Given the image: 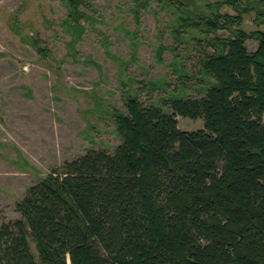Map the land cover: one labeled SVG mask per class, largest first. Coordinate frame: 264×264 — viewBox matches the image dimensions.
<instances>
[{
    "label": "trees",
    "instance_id": "16d2710c",
    "mask_svg": "<svg viewBox=\"0 0 264 264\" xmlns=\"http://www.w3.org/2000/svg\"><path fill=\"white\" fill-rule=\"evenodd\" d=\"M62 1L68 54L76 56L97 10L88 0ZM149 1L133 0L137 20ZM158 1L173 17L177 42H203L196 30L207 35L213 52L200 51L204 95L171 97L166 111L126 91V111L112 113L121 143L113 153L91 150L67 161L30 186L16 205L21 219L0 227V264H264V29L233 28L248 11L241 0H223L237 15L212 5L196 15L186 0ZM256 2L264 23V0ZM11 28L50 55L17 21ZM168 48L176 51L156 49L160 61ZM178 117L205 126L184 131Z\"/></svg>",
    "mask_w": 264,
    "mask_h": 264
},
{
    "label": "rangeland",
    "instance_id": "374dc122",
    "mask_svg": "<svg viewBox=\"0 0 264 264\" xmlns=\"http://www.w3.org/2000/svg\"><path fill=\"white\" fill-rule=\"evenodd\" d=\"M88 1L97 10L95 21L72 56L68 54L71 35L62 28L68 13L62 0H0V227L21 219L18 201L54 169L91 150L115 151L121 139L112 113L126 111L122 99L126 91L145 105H159L166 111L164 103L171 97L204 95L200 51L213 52L204 31H194L203 42H177L171 34L173 17L159 9L158 0L141 8L139 20L130 11L133 0ZM186 2L196 15L208 14L211 5L212 12L238 14L223 0ZM240 2L248 11L242 24L233 28L248 33L264 29L257 19L260 4ZM15 21L23 36L39 37L50 55L45 57L24 42L11 28ZM129 30L136 35L129 37ZM218 35L228 38L231 33L220 30ZM161 45L176 51L164 49L160 61L156 49ZM247 46L255 51L258 42L250 39ZM176 56L184 67L179 66L182 76L173 66ZM124 83L128 90L123 89ZM178 86L180 90L174 92ZM178 120L184 131L205 126L203 119ZM32 248L38 255L34 243Z\"/></svg>",
    "mask_w": 264,
    "mask_h": 264
}]
</instances>
